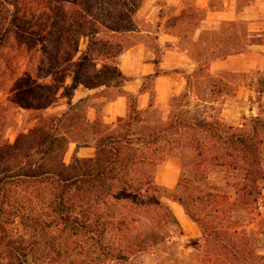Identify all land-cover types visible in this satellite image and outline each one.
I'll use <instances>...</instances> for the list:
<instances>
[{
  "label": "rangeland",
  "instance_id": "obj_1",
  "mask_svg": "<svg viewBox=\"0 0 264 264\" xmlns=\"http://www.w3.org/2000/svg\"><path fill=\"white\" fill-rule=\"evenodd\" d=\"M263 6L0 0L2 143L21 148L0 161V179L31 177L0 188L10 218L0 235L19 258L4 247L0 264H204L200 229L170 194L180 183L237 199L244 173L230 165V139L240 135L255 136L264 171ZM133 96L139 115L126 131ZM141 152L151 163L135 165ZM107 169L111 178L96 177ZM148 182L162 191L132 195ZM119 252L126 260L112 261Z\"/></svg>",
  "mask_w": 264,
  "mask_h": 264
},
{
  "label": "trees",
  "instance_id": "obj_2",
  "mask_svg": "<svg viewBox=\"0 0 264 264\" xmlns=\"http://www.w3.org/2000/svg\"><path fill=\"white\" fill-rule=\"evenodd\" d=\"M3 38L9 37V34H4ZM90 39V49L88 51V58L92 61H98V52L93 56L90 55L92 47L95 44L99 46V39L96 43ZM93 55V54H92ZM87 56L85 60H87ZM84 67V65H79ZM159 72H156L153 78L159 77ZM140 93H143L141 90ZM132 97V96H130ZM134 97V96H133ZM135 98V99H134ZM130 102V115L126 122V131L133 130L139 115L137 109V96ZM5 105L0 102V161L4 157L11 154L20 153V146L15 145L12 149L8 148L5 143H2L3 133L5 129ZM135 115V117H133ZM257 122V121H256ZM258 124V123H257ZM162 133H153L145 139L142 134H136V144L143 149L148 148L153 142L156 144L160 140ZM125 141V138L123 139ZM232 145L235 146L237 156L232 160L230 165L237 170H241L243 174V185L239 190V196L234 201L226 194L202 192L200 194H188V190L180 183L177 185L175 193L170 194V198L174 202L180 204L190 217L199 227L203 242V263L204 264H264V213H261L259 202L264 197V190L261 188V183L264 182V171L261 167L260 151L257 148V140L255 136L245 134L236 136L235 140L230 139ZM125 144V142H124ZM120 154L118 150L116 155ZM231 158V157H230ZM154 162V161H153ZM146 163H151V160L144 158L143 152L140 157L135 161L136 166H144ZM128 167V165H126ZM127 173L126 168L118 170V172ZM115 170H104L103 173L97 174L98 179L105 180L107 177L113 176ZM6 176L0 179V188L4 182H11L15 178L21 184L28 183L31 177L26 176ZM111 178V177H110ZM7 183V184H8ZM13 184V183H12ZM160 193L162 190L154 185L152 182L145 183L139 187L133 188L132 195L134 197L143 196V189ZM126 188H123L125 191ZM5 208V207H4ZM0 209V233L3 231V221L10 218H5L8 213L5 209ZM167 210V209H166ZM167 216L172 219V215L167 210ZM257 218L259 221L257 223ZM9 219V220H8ZM76 219L64 218L66 226L77 225ZM257 226L258 230L251 228ZM120 229V228H119ZM7 241V237L0 235V249L6 247L7 253L13 259H19L17 254L18 249L14 248ZM3 246V247H2ZM5 250V249H4ZM103 251V250H102ZM109 254L112 261H124L126 256L121 254ZM17 257V258H16ZM25 259L27 256L23 255ZM27 264H30L29 262Z\"/></svg>",
  "mask_w": 264,
  "mask_h": 264
},
{
  "label": "crops",
  "instance_id": "obj_3",
  "mask_svg": "<svg viewBox=\"0 0 264 264\" xmlns=\"http://www.w3.org/2000/svg\"><path fill=\"white\" fill-rule=\"evenodd\" d=\"M262 8H263V11H264V6H263ZM247 62L250 64L249 61H246L245 63L247 64ZM159 77H160V76H159ZM159 77H157L156 79H158ZM138 104H140V103L138 102Z\"/></svg>",
  "mask_w": 264,
  "mask_h": 264
}]
</instances>
